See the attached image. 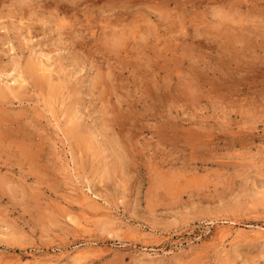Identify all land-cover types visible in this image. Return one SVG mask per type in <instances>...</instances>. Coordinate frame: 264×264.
Segmentation results:
<instances>
[{"label":"rangeland","instance_id":"374dc122","mask_svg":"<svg viewBox=\"0 0 264 264\" xmlns=\"http://www.w3.org/2000/svg\"><path fill=\"white\" fill-rule=\"evenodd\" d=\"M0 89V264H264V0H0Z\"/></svg>","mask_w":264,"mask_h":264},{"label":"bare ground","instance_id":"6f19581e","mask_svg":"<svg viewBox=\"0 0 264 264\" xmlns=\"http://www.w3.org/2000/svg\"><path fill=\"white\" fill-rule=\"evenodd\" d=\"M171 2H172V0H171ZM219 3H220V2H219ZM156 6H157V5H156ZM146 7H147V6H146ZM150 7H151V6H150ZM150 7H149V8H150ZM164 7H165V6H164ZM164 7H163V8H164ZM166 7H167V6H166ZM151 9H152V8H151ZM153 9H154V8H153ZM219 9H220V8H219ZM219 9H218V10L216 9V10H217V11H220V12H219L220 14H219V13H216V10H214V13H215V15H216V14L219 15V16L216 15V21H217V19H218V22L221 23L219 19H222L221 21L223 22V20H225V19H224L225 16H222V12H223V11H222V10H219ZM221 9H222V6H221ZM235 9H236V8H235ZM164 10H165V9H164ZM167 10H168V9H167ZM223 10H224V9H223ZM230 10H231V9H230ZM232 10H234V7H233ZM232 10H231V11L228 10V11H229V12H232V14H233L234 11H232ZM228 11H227V9H225V10H224L225 13L223 12V14H225L226 17H227L226 19H228V18H230V16H232V14H228V13H226V12H228ZM236 11H237V9H236ZM107 12H108V11H107ZM107 12H106V14H107ZM109 12H110V11H109ZM109 12H108V14H109ZM167 12H168V11H167ZM214 13H213V14H214ZM234 13H235V12H234ZM227 14L229 15V17H228ZM109 15H110V14H109ZM109 15H106V16H107V17H110ZM119 16H121V15H119ZM115 17H118V16L115 15ZM220 17H221V18H220ZM222 17H224V18H222ZM115 19H116V18H115ZM117 19H119V18H117ZM121 19H122V18H121ZM121 19H119V21H120ZM57 20H59V18H57ZM59 21H60V20H59ZM111 21H112V20H111ZM115 21H116V20H115ZM112 22H114V21H112ZM120 22H121V21H120ZM110 24H111V26L113 27L114 24H113V23H110ZM116 24H117V26L114 25V29L119 28V27H120V29H121V26H119V22H116ZM120 25H121V24H120ZM115 26H116V27H115ZM118 26H119V27H118ZM112 27H111V28H112ZM59 28H60V27H59ZM124 28H125V27H124ZM124 28H123V29H124ZM88 29H89V28H88ZM90 29H91V28H90ZM90 29H89V30H90ZM125 29H126V28H125ZM116 30H117V29H116ZM78 31H79V30H78ZM94 31H95V30H94ZM108 31H110V30H108ZM111 31H112V30H111ZM118 31H119V30H118ZM120 31H121V30H120ZM124 31H126V30H124ZM231 31H232V30H231ZM116 32H117V31H116ZM122 32H123V30H122ZM113 33H114L115 35H117L114 31H112V34H113ZM117 33H118V32H117ZM123 33H124V32H123ZM119 34H120V32L118 33V36H119ZM122 35H123V34H122ZM118 36H117V37H118ZM124 36H125V35H124ZM124 36H120L119 39H121V37H124ZM242 36H243V35H242ZM244 36H245V35H244ZM237 37H239V35L236 36V39H237ZM124 38H125V37H124ZM124 38H122V39H124ZM122 39H121V40H122ZM234 39H235V38H234ZM239 40H241V39H239ZM245 40H246V39H245ZM230 41H233V39L230 40ZM234 41H235V40H234ZM234 41H233V42H234ZM242 41H243V40H242ZM42 64H43V63H42ZM40 66H41L42 70H45V69H46V68H43V67H44L43 65L40 64ZM41 80L43 81L44 79H39V78H38L37 81H38L39 83H41V82H40ZM59 84H60V83H59ZM61 85H62V84H61ZM58 86H60V85H58ZM56 87H57V86H55V88H56ZM52 88H53V87H52ZM58 88H59V87H58ZM1 90H2V89H0V92H1ZM3 90H4V89H3ZM56 90H57V88L55 89V91H56ZM53 91H54V88H53ZM2 92H3V91H2ZM75 124H77V123H75ZM78 124H80V123H78ZM78 124H77V125H78ZM73 126L76 127L75 125H73ZM78 126H79V127H78ZM78 126H77V128H79L78 131H79V130H80V131L83 130V128H81L82 126H81V127H80V125H78ZM69 128H70V126H69ZM75 130L77 131V129H75ZM69 131H70V129H69ZM72 131H73V130H72ZM72 131H71V132H72ZM78 131L76 132V134L78 133ZM80 131H79L78 134H82V133H80ZM73 132H74V131H73ZM82 132H83V131H82ZM71 136H72V134H71ZM72 137H73V136H72ZM89 138H92V137H89ZM87 139H88V138H87ZM87 139H86V141H87ZM77 140L80 141V142L83 141L82 137H77ZM86 141H85V143H86ZM90 141H93V140L91 139ZM80 142H79V143H80ZM88 142H89V141H88ZM85 143H84V144L82 143V144H83V145H86ZM91 143H92V142H91ZM90 148H91V147H90ZM119 155H120V153H119ZM117 156H118V155H117ZM119 157H121V156H119ZM117 158H118V157H117ZM228 223H229V222H228ZM226 226L228 227V225H226ZM226 226H225V227H226ZM221 231H224V230L221 229ZM225 233H226V232H225Z\"/></svg>","mask_w":264,"mask_h":264}]
</instances>
